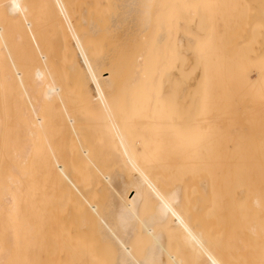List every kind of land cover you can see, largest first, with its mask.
<instances>
[{
  "label": "bare ground",
  "instance_id": "6f19581e",
  "mask_svg": "<svg viewBox=\"0 0 264 264\" xmlns=\"http://www.w3.org/2000/svg\"><path fill=\"white\" fill-rule=\"evenodd\" d=\"M27 1L0 0V6L6 8L5 12L0 7V13H11L13 19L7 16L6 20H14L11 27L0 24V124L9 100L14 118L10 163L12 171L21 175L7 176L1 188L0 212L8 216L12 234L20 236L18 230L26 229L28 264H187L182 255L175 253L174 257L166 252L167 248L171 251L169 239L173 233L174 237L181 236L183 245L186 242L196 247V251L192 246L188 251L200 254V260L195 257L196 264H224L219 228L207 232V236L201 231L200 236L184 214L182 196L187 189L191 192L185 197L196 192L195 200L200 196V200L214 202L223 199V194H228L226 200L235 196L249 200L247 207L239 206L238 214L232 211L244 230L239 232L248 238L245 241L240 234L239 245L249 242L240 245L244 246L238 248L241 259H237L240 264L242 259L246 260L242 264H264V4L258 3L260 7L256 8L254 0L255 6L249 5L256 10L248 5L250 13L255 11L249 16H245V7L239 6L236 14L220 18L224 25L247 26L242 29L244 34L237 30L241 38L235 43L254 41L258 45L238 58L234 68L210 70L214 64H232L221 61L220 51L228 40L219 38V44L214 43L217 39L210 29L216 23L214 17L206 20L208 13L198 8L208 5L205 9L210 12L213 1L201 4L204 0H198L201 3L197 2L195 9V0H189L193 4L187 0H83L90 10H84L85 14L80 11L79 18H86L82 21L89 26L84 33L83 27H78L81 23H74L77 27L72 28L76 18L69 20L73 36L72 45L69 41L67 44L79 53L74 49L67 57L74 56L65 68L68 77L63 84L56 72L58 64L52 58L53 63L49 62L52 56L62 61V55L40 53L42 46L39 49L40 43L34 38L35 25ZM51 1L67 14L64 0ZM187 7L197 10L196 14L202 11L198 18L196 15L197 21L191 10L187 16L181 12ZM83 14H90V23ZM169 17L174 18L167 20ZM164 19L166 26L161 23ZM201 24H205L203 28ZM5 26L13 31L5 30ZM80 27L82 35L74 31ZM95 40L102 41L104 50ZM45 46L48 48L46 42ZM97 46L103 51L93 49ZM124 56L133 58L129 70L135 85L131 87L139 84L141 88L140 93L135 88L134 98L131 89V99L126 94L127 99L121 98L126 87L122 89V82L130 79L124 75L129 66L123 62H127L122 60ZM173 57L179 59L178 63ZM220 77L224 84L234 83L235 92L229 88L213 102L210 92ZM131 82L127 81L129 85ZM194 87L203 90L197 88L199 99L191 93ZM239 87L249 93L238 94ZM67 93H74V100H68ZM232 115L238 118L235 133L230 131ZM24 176L26 215L20 204V185L24 183L20 178ZM164 184L172 188L165 191ZM158 185L164 186L160 189ZM192 185L197 186L193 191ZM225 199L223 202H227ZM221 201L216 203L229 209ZM260 202L263 209L258 213L262 218L255 220V207ZM240 214L247 215L242 220ZM164 228V235L170 233L169 237L157 233ZM12 234L8 237L13 238ZM7 254H0V264L8 260Z\"/></svg>",
  "mask_w": 264,
  "mask_h": 264
},
{
  "label": "rangeland",
  "instance_id": "374dc122",
  "mask_svg": "<svg viewBox=\"0 0 264 264\" xmlns=\"http://www.w3.org/2000/svg\"><path fill=\"white\" fill-rule=\"evenodd\" d=\"M27 1V0H26ZM31 1H33V0H30V1H27L26 3L28 4V7H29V10H31L30 11V18L32 19V22H33V24L35 25L34 27H33V32H34V38H35V40L36 41H38L39 43H40V46H39V44H38V48L40 49V47H41V49H40V53L41 54H47V55H49L51 52L55 55H57V54H61L62 56H61V58H63L62 59V61H61V59L59 58V57H57L58 59H55V58H53L54 56H52V57H49V62H52V59H53V61H55L56 62V65H57V74H58V78L61 80V82L64 84V82L67 80V75H66V73H65V68H66V66H68L69 65V58H70V61H71V59H72V61H73V58H74V56H72V58L71 57H69V58H67L68 56H70L72 53H73V51H74V49L73 48H70V47H72V46H70L69 47V45L67 44V42L69 41L71 44L70 45H72V36H73V30L71 29V25H70V23H69V20H71V21H75V19L74 18H76V21L75 22H73V24H72V28L74 27V26H76L77 27V25L76 24H78V23H81V24H84V26H85V28H84V26L83 25H81V24H78V27L79 26H82L83 27V31H84V33L86 32V30H87V27L89 26V24H88V22H86V21H84V20H86V18L84 19L83 17H81V18H79V16H80V14L81 13H83L84 12V14L86 13L84 10H87V9H89L90 10V5H89V3L88 4H86L87 6H89L87 9L85 8V6L86 5H84V3L82 2L83 0H64V3H65V7H66V11H67V14H64L63 12H61V9H60V7L59 6H56L55 4H53L54 2H52L51 0H38L39 2H37V0H35L34 2H36V3H34V2H31ZM87 0H84V2H86ZM193 1V0H192ZM192 1H189V0H187V2L190 4V2H191V4H195V6H193L192 5V8L194 7L195 9H196V4H198L200 1H198V0H195L193 3H192ZM213 1V3H212V6H214V8H212V6L211 5H209V6H211V8L212 9H214L213 11H212V9H211V11L209 12V11H207L208 9V5H206L207 3H208V1H207V3H205L204 5H206L205 7H207L206 9H205V7L204 6H199L198 8L199 9H202L203 10V12H206V13H208V15H209V17L206 19V20H211V19H209L210 17H214L213 18V22H216L215 24H213L211 27H210V29L212 30V34H211V36L213 37V38H216L217 40L216 41H214V43H216V44H219V41H218V39L219 38H223V39H227L228 41L226 42V43H224L223 44V46H224V48H222L221 49V55H222V57H221V61H222V63H224V64H228L230 61L232 62V64L231 65H222V64H220V63H218V65H216V64H214V65H212L209 69L210 70H216V69H221V67L222 66H226L227 68H234V65H233V63L236 61V60H239L238 58H240V57H243L244 58V55L245 54H249V53H246V52H249L250 50H251V46H254V45H258V43H256V42H254V41H247V42H245L244 44H238V42H236L235 43V41H238L240 38H241V33L239 34V35H236V33H237V30H240V32H242V34H244V32H243V28L244 27H247V26H245V24L242 26V24H236V25H233L232 23L229 25V24H227V25H224V24H222L223 23V21L220 19L221 17H228L229 15H234V14H236V12H239V6H241V7H245V16H249V15H251V14H253V12H255V11H253V10H256V9H254L253 7L255 6V1L254 0H209V3L210 2H212ZM214 1H217V3L216 2H214ZM248 1H250V3L248 2ZM254 1V2H253ZM78 2V3H77ZM88 2V1H87ZM198 2V3H197ZM205 2V0L201 3V4H203ZM1 3V2H0ZM30 3H32V4H30ZM70 3V4H69ZM75 3V4H74ZM187 3V4H188ZM208 3V4H209ZM248 3V4H247ZM258 3H260V5H262V4H264V0H263V2L261 1V0H259V2L256 0V8H257V6H259L260 7V5L258 4ZM262 3V4H261ZM29 4H30V6H29ZM80 4V5H79ZM83 4V5H82ZM188 4V5H189ZM249 4H253L252 6L253 7H251ZM248 5H249V7H251V8H253V12H251L250 13V9L251 8H249L248 9ZM33 6V7H32ZM75 6H77V7H75ZM86 6V7H87ZM92 6H93V4L91 5V8H92ZM190 6V5H189ZM1 7V6H0ZM59 7V8H58ZM191 7V6H190ZM201 7V8H200ZM217 7V8H216ZM247 7V8H246ZM68 8H70V9H68ZM192 8H189L188 9V7H187V9L188 10H182L181 12L182 13H184L185 12V14L186 13H188L189 12V10H191V14L192 15H194L195 14V18H196V15L201 11V10H199L198 11V13L196 14L195 12L197 11V10H195V12L194 11H192L193 9ZM204 8V9H203ZM224 8V9H223ZM228 8V9H227ZM1 11H5L6 12V8H4V10H3V8L1 7ZM78 9V10H77ZM220 9V10H219ZM223 9V10H222ZM236 9V10H235ZM36 10V11H35ZM210 10V9H209ZM227 10V11H226ZM0 11V12H1ZM71 11V12H70ZM80 11H81V13H80ZM5 12L2 14V13H0V14H2L1 16H0V24L3 26V23L5 24L6 23V26H8L9 27V25L11 24L10 23V21L13 19V18H11V17H9V15H11V13L8 15V14H5ZM57 12V13H56ZM79 12V13H78ZM89 12V11H88ZM217 12H219L218 14H217ZM7 13H8V11H7ZM34 15H33V14ZM36 13V14H35ZM90 13V12H89ZM190 13V12H189ZM202 13V11L200 12V14ZM84 14L83 15H81V16H84ZM211 14H214V15H211ZM187 15H189V14H186V16ZM6 16V17H5ZM9 17V19H11V20H6L8 17ZM33 16H34V18H33ZM69 16L70 17V19H67V17ZM85 16H87V18H89L90 17V14H89V17H88V14L87 15H85ZM84 16V17H85ZM191 16V15H190ZM206 17V15L204 14V15H202V17L204 18V20H205V17ZM68 17V18H69ZM167 17V16H166ZM192 17V16H191ZM199 16L197 15V18H198ZM5 18V19H4ZM77 18L78 19H80L81 21L80 22H78L79 20H77ZM174 18V17H173ZM172 17H169V18H167V20H171L172 21V19H173ZM187 18H189V17H187ZM197 18H196V21H197ZM200 18H201V15H200ZM202 18V19H203ZM82 19H84L83 21H82ZM191 18H189V20H190ZM248 19V20H247ZM253 19V18H252ZM36 20V21H35ZM191 20H195V19H193V17H192V19ZM204 20H202L201 22H203ZM205 20V21H206ZM215 20V21H214ZM251 21V18H248V17H246V21ZM7 21V22H6ZM14 21V20H13ZM13 21H11V22H13ZM70 21V22H71ZM164 21H166L165 19L163 20V21H161V23L162 22H164ZM198 21L200 22V20L198 19ZM204 21V23H206ZM2 22V23H1ZM9 22V23H8ZM167 22V21H166ZM166 22H164V23H166ZM8 23V24H7ZM14 23V22H13ZM12 23V24H13ZM74 23H76L75 25H74ZM87 23V24H86ZM89 23H90V18H89ZM168 23V22H167ZM171 23V22H170ZM69 24V25H68ZM207 24V23H206ZM218 24V25H217ZM87 25V26H86ZM162 25L164 26L165 24H163L162 23ZM201 25H202V27H201ZM200 25V27L201 28H203L204 27V25L203 24H201ZM215 25V26H214ZM5 26V27H6ZM12 25H10V27H11ZM69 26H70V28H69ZM166 26V25H165ZM221 26V27H220ZM242 26V27H241ZM4 27V28H5ZM8 27H6V29L5 30H10V31H13V29L11 30V28L9 29ZM66 27H67V30H66ZM82 27H80V28H78V30H77V28H76V30L74 29V31H77V34H78V32H79V34L80 35H82L83 33H80V32H82ZM200 27H198L197 29H199L200 30ZM207 27V26H206ZM206 27H205V29H206ZM215 27V28H214ZM239 27V28H238ZM13 28V27H12ZM75 28V27H74ZM219 28V29H218ZM202 30H204V29H202ZM248 30V29H247ZM10 31H8L9 33H8V36H10V38H11V33L12 32H10ZM71 31H72V34H71ZM216 31V34L214 33ZM246 33V35L248 34L247 32H245ZM231 34V35H230ZM252 35L254 36V37H256V35H255V33H252ZM70 36H71V39H70ZM243 36H245V35H242V37ZM251 36V35H250ZM97 37L98 36H96V39H97ZM99 37H100V35H99ZM102 37V36H101ZM100 37V38H101ZM105 37V35L103 36V38ZM248 37H249V34H248ZM85 38H87V37H85ZM85 38H83V40H85ZM88 39V38H87ZM95 39V38H94ZM93 39V40H94ZM62 40H63V44H62ZM88 41V40H87ZM100 42H97L96 40H95V42H97L98 44H99V47H101L102 49L104 48L103 46H101L102 45V41L101 40H99ZM37 42V43H38ZM44 42H46V44L48 45V48L45 46L44 47ZM68 42V43H69ZM95 42H94V44L92 45V46H95ZM235 43V44H234ZM67 44V45H66ZM238 44V45H237ZM232 45V48L229 50V49H227V47L229 48V46H231ZM222 46V45H221ZM72 50V51H70V52H68L69 50V48ZM98 46L97 47H94L93 49H99V51H97V52H100V51H103L101 48H99ZM47 49V52H45L44 51V49ZM49 49V50H48ZM51 50V51H50ZM67 50V51H66ZM240 50V51H239ZM48 51H50L49 53H48ZM77 50L75 49V51L74 52H76ZM243 52V53H242ZM52 53H51V55H52ZM77 53H79V51H77ZM77 53H75V54H77ZM101 54V53H100ZM250 54H253V53H250ZM74 55V54H73ZM91 55V54H90ZM98 55V54H97ZM50 56V55H49ZM101 56V55H100ZM95 57V56H94ZM128 57H130V56H128ZM52 58V59H51ZM97 58V57H96ZM124 59H122V60H126L127 59V57L125 58V56L123 57ZM131 58V57H130ZM130 58H128L127 59V62L126 61H123L124 63H127V64H125V65H128L129 64V66H128V68H126L125 70L126 71H124L125 72V76H130V74L132 73V72H130L131 70H129V69H131L130 68V64L132 63L131 61H133V58H131V60H129ZM175 58H176V56H175ZM173 59H174V57H173ZM201 59L202 58H200V61H201ZM177 60L179 61V59L177 58ZM177 60H175L174 59V61H177ZM72 61L70 62V63H72ZM178 61H177V63H178ZM61 62H62V65H61ZM53 63V62H52ZM52 63H51V66H52ZM67 64V65H66ZM49 66H50V64H48ZM54 65V64H53ZM54 67H55V65H54ZM215 67V68H214ZM225 67V69H227ZM51 68V67H50ZM198 68H200L201 69V66H199ZM51 69H53V68H51ZM55 69V68H54ZM53 69V71H55ZM31 71H33L34 72V70H31ZM127 72V73H126ZM190 74H191V72H189ZM31 74H33L32 72H31ZM127 74H129V75H127ZM189 74V75H190ZM213 74H215V73H213ZM132 75V74H131ZM251 76L252 77H254L255 75L254 74H252V72H251ZM66 77V78H65ZM130 79L128 80V78L127 79H125V80H127V81H129V82H131L132 80V77L130 76L129 77ZM221 78V79H220ZM219 79H218V81L217 82H215V83H213V88H212V90H211V94H212V97L210 98L213 102H215V101H219L220 99H221V96H222V94L224 93V92H226V91H229V88H231L232 89V91H234L235 92V88H232V86H234L235 84L234 83H232V82H228V83H226V84H224V82H223V80H222V77H220ZM125 80H123V82H122V89H123V87H125V85H126V87L124 88V90H122L123 92H122V97L121 98H124V99H127V97H128V99H131V97L132 98H134V96L136 95V93H135V88H138L137 86L139 85H136V87L134 86H132L131 87V85H135V83H133V82H131L130 83V85H129V83H127V81H125ZM127 83V84H126ZM123 84H124V86H123ZM202 84V83H201ZM201 84H199V87H200V85ZM204 84V86L206 85L205 84V82L203 83ZM203 84H202V86H203ZM201 86V87H202ZM128 87L130 88V89H128ZM140 87V86H139ZM142 87V86H141ZM199 87H194V88H191L192 89V91H191V93L193 94V95H195V98L196 99H199V97L197 98V94H199L200 93V91H199V93H198V91H197V88H198V90L199 89H201V88H199ZM127 88V89H126ZM133 88V89H132ZM131 89H132V91H134L133 93V95L131 96ZM139 90L141 89V88H138ZM138 89H136V90H138ZM202 89H204L203 87H202ZM201 89V90H202ZM127 91V92H126ZM128 91H129V93H128ZM195 91H196V93H195ZM203 91V90H202ZM240 91H242L241 92V94L243 93L244 95L245 94H247V93H249L247 90H242L240 87H239V89L237 88V92H238V94H240ZM247 91V92H246ZM73 92V91H72ZM137 92V91H136ZM141 92V90L139 91V93ZM144 92H146V89L144 90ZM75 93V92H74ZM73 93V94H74ZM143 93V92H142ZM141 93V94H142ZM72 94V93H71ZM71 94L70 93H67V98H68V100H74V98L72 97V96H74L73 94H72V96H71ZM125 94L127 95V97L125 96ZM144 94H146V93H144ZM201 94H204V93H201ZM131 96V97H129V96ZM192 95V96H193ZM200 95V94H199ZM75 96H76V94H75ZM202 96V95H201ZM78 97V96H77ZM77 97H75V100H78V98ZM142 97H143V95H142ZM194 97V96H193ZM77 98V99H76ZM201 99V98H200ZM211 100H208V101H211ZM211 101V102H212ZM6 110H7V114L6 115H4V116H2V121H1V124H0V196H1V188H2V186L6 183V181H7V176L8 175H10L11 173H12V175L13 176H18V174L16 173V172H13L12 170H13V168H12V166H11V163H10V154H11V149H12V141H13V127H14V118H13V112H12V105H11V102L8 100V102L6 103ZM240 113H234L233 115L234 116H236V117H242V115L240 114ZM232 115V117L233 118H229V119H231L232 121L231 122H233V124L231 125V128H230V131L232 132V133H235V132H238L237 131V127H236V120L238 119V118H235L234 116ZM238 115V116H237ZM11 119V120H10ZM227 124H229V123H227ZM246 131H247V129H246ZM3 136V137H2ZM2 138H3V140H2ZM2 142V143H1ZM68 154H65L64 156H67ZM9 160V161H7V160ZM11 169V170H10ZM9 170V171H8ZM19 175H20V173H19ZM21 176V175H20ZM20 176H18V177H20ZM23 176V175H22ZM26 176H24L23 177V179H22V177L20 178V181H21V183L23 182L22 180H27V177L25 178ZM24 180V183H22V185H20V189L22 190V194H20V198H21V201H20V204H21V210L23 211V213H24V215H26V188H27V181H25ZM165 185V191L167 190V191H169V189L170 188H172L171 186H169V185H167V184H164ZM164 185H161V186H159V188L160 189H162V187L164 186ZM195 186V185H194ZM194 186L192 185L191 187H192V191L194 190ZM220 186H222L223 187V185H220ZM22 187H23V189H22ZM168 187H169V189H168ZM190 187V188H191ZM195 187H197V186H195ZM222 187H220V189H223ZM228 187H232L231 185H228ZM219 188V187H218ZM226 189H227V186L225 187ZM233 188V187H232ZM226 189H224L225 190V192H226ZM219 190V189H218ZM228 191H229V189H227ZM163 191H164V189H163ZM187 191H189V192H187ZM195 191H196V189H195ZM231 191V190H230ZM191 192V189H187L186 191L184 190V193L183 194H188V193H190ZM221 191H219V193H220ZM222 193H223V190H222ZM222 193H221V195H222ZM227 193V192H226ZM232 192H230L229 193V195L232 197L233 195L231 194ZM183 195L182 196V199H183V201H182V203H186L185 204V207L186 206H188V207H182V209H183V211H184V209H185V211H184V214H186L185 216L186 217H190L189 219H187V220H190L191 221V225H192V228H193V230H196L197 231V234H199L201 231H202V233H203V235L202 236H204V235H206L207 236V232H211V231H213V229H217V228H219V234H221V238H222V240H220L221 242H219V245H220V250H221V255H222V258H223V260L225 261V263L227 262V264H240L239 263V260L241 259V256L239 255V256H237V251L239 252V249L238 248H240V247H243L245 244V246H247V244L249 243V242H244V243H242V241H241V244H244L243 246H240L239 245V240H241V236H243L244 237V235H246V234H244V235H242L239 231H241V229H240V227H241V224H239V222L237 223V217H236V220H235V214H234V217L232 216V214H233V212L232 211H235V213H239L238 211H239V206L241 205V206H243L244 205V207L247 205L248 206V204H250V201L249 200H244L245 198H241V200L238 198V199H236L237 197L235 196L234 198V200H233V198H227V200L225 199V197L226 196H228V194H223V196H225V197H222L223 199H225V201H227V202H223L224 200L223 199H221V200H218V198H220L219 197V195L220 194H218V197H217V199H216V196H215V199L216 200H218V201H221V203H225V206L226 207H229V209L228 208H226V210H228V212L225 210V208L224 207H222V204H221V206L219 205V204H217L216 202H218V201H214V200H212L213 199V197L211 196V198L210 197H208L207 199H211V201H214V202H210V201H207V200H200L199 199V197L197 198V199H199L198 201H197V199L195 200V195H196V192H195V195H193L192 196V194H189L188 195V197H185V196H187V195ZM194 194V193H193ZM198 195V194H197ZM229 196V197H230ZM188 199L187 200V202H186V200L185 199ZM190 198V199H189ZM192 199H194V200H192ZM1 201V200H0ZM197 201V202H196ZM237 201V202H236ZM261 201V200H260ZM207 202V203H206ZM209 202V203H208ZM239 202V203H238ZM240 202H242V203H240ZM262 202V201H261ZM258 203V204H260L259 206H257V207H255V212H256V214H255V216H254V219L255 220H258V219H261L262 217V215H260L258 212H260V211H262V207L261 206H263L262 205V203ZM199 203V204H198ZM213 204L214 203V205H212V206H214V207H212V206H210V204ZM229 203V204H228ZM233 203V204H232ZM264 203V202H263ZM184 204L182 205V206H184ZM196 204V205H195ZM238 204V205H237ZM215 205H218V207H219V209L215 206ZM193 206V207H192ZM246 206V207H247ZM193 209V211H194V209H195V211L194 212H192L191 211V208ZM196 207V208H195ZM221 207L223 208V209H221ZM236 207V208H235ZM244 207H241V208H244ZM206 209L207 210V212H204L205 210H202V209ZM208 208V209H207ZM212 208V209H211ZM218 209V212H217V209ZM190 211H189V210ZM209 210V211H208ZM231 210V211H230ZM244 210V209H243ZM251 210V209H250ZM189 211V212H188ZM197 211V212H196ZM216 211V212H215ZM226 211V212H225ZM230 211V212H229ZM251 211H253V210H251ZM250 211V212H251ZM193 213V220H191L192 219V217H191V214ZM196 212V213H195ZM198 212H199V214H201V215H198ZM202 212V213H201ZM204 212V213H203ZM247 213L249 212V210L248 211H246ZM246 212H243V213H246ZM194 213H195V215H194ZM209 213H211V214H209ZM212 213H213V215H212ZM229 213H231V214H229ZM241 213V212H240ZM254 213V212H253ZM257 213H258V215H257ZM188 214H190V215H188ZM208 214V215H207ZM249 214V213H248ZM263 215H264V213H262ZM231 215V216H230ZM243 215V214H242ZM245 215H247V214H244L243 216H241V214L239 215V217L243 220V218H244V216ZM194 216H198V217H194ZM202 217V219H201V217ZM200 217V218H199ZM246 217V216H245ZM210 218V219H209ZM212 218V219H211ZM203 219H205V220H203ZM240 220V219H239ZM241 220V221H242ZM9 222H10V220H9V218H8V216L7 215H5V213H1L0 212V254H2V253H4V251L5 252H7V253H10V254H7V255H9L8 256V260H5V262L4 263H2V264H6V263H8V264H28V260H27V254H28V233H27V231H26V229L25 228H21V229H19L18 230V233H20V236H19V234L17 235L16 233H14V234H12V232H10L12 229L10 228V224H9ZM196 222H198V223H196ZM204 222V223H203ZM206 222V223H205ZM222 222V223H221ZM200 223V224H199ZM201 223H203V224H205L204 226L201 224ZM210 223V224H209ZM214 223V224H213ZM241 223V222H240ZM199 224V225H198ZM211 224H212V226H211ZM228 226H227V225ZM231 224V225H230ZM198 225V226H197ZM201 225H202V227H201ZM239 225H240V227H239ZM196 226V227H195ZM209 226H211V227H209ZM231 227V228H230ZM8 228H10V229H8ZM210 230H209V229ZM205 229V230H204ZM228 229V230H227ZM22 230V231H21ZM158 230V229H157ZM162 230V229H161ZM199 230V231H198ZM227 230V231H226ZM237 230V231H236ZM170 231V230H169ZM204 231H206V232H204ZM244 231V230H243ZM243 231H241V232H243ZM221 232V233H220ZM236 232H237V234H236ZM157 233H162L163 234V236L165 237L166 235H168V237L171 235L170 233V235L167 233L166 235H164L165 233H166V229L164 228L163 229V232L161 231L160 232V229H159V231H157ZM171 233H173V232H171ZM202 233H200V234H202ZM11 234H12V236H14L12 239L13 240H11V238L10 237H8L9 235L11 236ZM174 234V233H173ZM173 234H172V236L170 237V250L171 251H168V248H167V250H166V252H167V254L170 256V254L172 255V256H174L175 257V253H177L178 254V257H180L179 255H182L181 256V258H183V259H185L186 261H187V264H196L197 262H195L197 259H199L200 260V254L199 255H197L198 254V252H196V253H194L196 250V247H195V249L193 248V246H192V244H191V246H192V249L193 250H195L194 252L191 250L190 252H188L190 249V247L191 246H189L186 242H185V244L186 245H188V247L187 246H185V244L183 245V243H184V241H183V239L181 238V236H176V237H174L173 236ZM199 234V235H200ZM209 234V233H208ZM233 234V235H232ZM234 234H235V236H236V238H234L235 236H234ZM239 234V235H238ZM240 234H241V236H240ZM201 236V235H200ZM240 236V237H239ZM21 237V238H20ZM174 237V238H173ZM177 237L179 238L178 240H177ZM232 237L234 238V240L236 241V243H237V245L235 246L234 245V240H232ZM238 237V238H237ZM17 238V239H16ZM10 239V240H9ZM16 239V240H15ZM19 239V240H18ZM171 239H172V241H171ZM175 239V240H174ZM246 238L244 237V240H245ZM248 239V238H247ZM245 240V241H248V240ZM168 240V241H169ZM180 240H182V241H180ZM243 240V239H242ZM243 240V241H244ZM10 241H21V244H17V243H15V242H12V245H11V242ZM208 241L210 242V240L208 239ZM173 244H172V243ZM175 242V243H174ZM180 242V243H179ZM13 243H15V245L13 246ZM20 243V242H19ZM230 243V244H229ZM232 243V244H231ZM180 244V245H179ZM173 246V247H172ZM175 246H176V248H175ZM178 246V247H177ZM179 246L181 247L182 246V248L181 249H178L179 248ZM172 247V248H171ZM185 247H187L186 249H188V250H186V249H184ZM175 248V249H174ZM235 248V249H234ZM177 249V251H175ZM183 249V250H182ZM222 249H223V251H222ZM180 252H179V251ZM182 250V251H181ZM185 250H186V252H185ZM198 251V250H197ZM228 251H230V252H228ZM184 252H185V254H184ZM170 253V254H169ZM173 253H174V255H173ZM231 253V254H230ZM184 254V255H183ZM192 254H193V256H192ZM189 255V256H188ZM191 255V256H190ZM195 255V256H194ZM196 255H197V257L199 256V258H195L196 257ZM227 255V256H226ZM177 256V255H176ZM183 256H185V257H183ZM188 256V257H187ZM221 257V256H220ZM237 257L239 258V260L237 259ZM196 259V260H195ZM190 260V261H189ZM198 260V261H199ZM222 260V262L224 263V261ZM243 260V262H245L244 261V259H242ZM241 260V261H242ZM191 261H192V263H191ZM201 262V261H200ZM200 262H198V264H201ZM242 262V263H243ZM248 262V261H247ZM224 263V264H225ZM241 263V264H242ZM245 264V263H244Z\"/></svg>",
  "mask_w": 264,
  "mask_h": 264
}]
</instances>
